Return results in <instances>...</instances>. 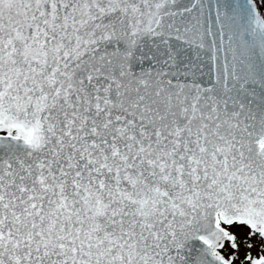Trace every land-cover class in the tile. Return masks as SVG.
Segmentation results:
<instances>
[{
	"label": "snow or ice",
	"instance_id": "snow-or-ice-1",
	"mask_svg": "<svg viewBox=\"0 0 264 264\" xmlns=\"http://www.w3.org/2000/svg\"><path fill=\"white\" fill-rule=\"evenodd\" d=\"M0 264H264V0H0Z\"/></svg>",
	"mask_w": 264,
	"mask_h": 264
}]
</instances>
